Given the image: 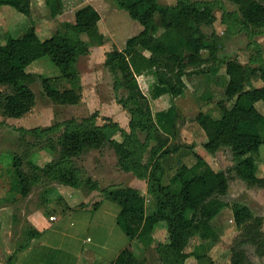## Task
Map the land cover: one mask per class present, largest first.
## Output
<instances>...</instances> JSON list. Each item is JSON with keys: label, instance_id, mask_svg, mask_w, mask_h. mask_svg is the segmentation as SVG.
I'll return each mask as SVG.
<instances>
[{"label": "trees", "instance_id": "obj_1", "mask_svg": "<svg viewBox=\"0 0 264 264\" xmlns=\"http://www.w3.org/2000/svg\"><path fill=\"white\" fill-rule=\"evenodd\" d=\"M44 1L50 16L56 18L62 11V0ZM114 1L142 27L126 39L121 50L114 48L107 52L104 60L114 77L113 90L126 93L118 102L129 116L128 130L109 117L97 123V111L81 120L71 118L45 128H15L19 136L50 138L57 134L50 145L55 157L43 167L30 163L27 171L23 168V157H11L19 192L27 196L33 185L44 179L87 192L101 191L105 198L119 206L115 220L130 241L149 236L160 225L165 230V241L159 242L155 251L161 262L187 264L186 249L192 238H198L201 246L218 239L210 222L226 206L220 197L228 193L229 176L226 171L213 169L206 159L193 152L195 163L191 166L180 163L169 182H163L165 167L161 160L180 147L170 145V139L178 136L179 114L172 104L153 112L149 97H180L188 89L187 81L193 75L204 76L206 81L217 76L224 79L226 98L216 102V111H199L195 115L206 137L202 148L210 155L229 148L235 176L249 186L264 187V178L256 175L254 160V155L264 145V135L260 133L264 115L255 107L256 102H264V58L255 41L264 28V3L230 0L236 9L222 12L221 22L226 24L228 32L238 26L247 35L253 52L244 64L237 57L221 58L217 37L213 33L208 36L203 30L216 20L214 10L221 9L216 0H176L168 6L159 5L158 0ZM30 3L31 0H0V7L10 6L29 18ZM99 20V12L87 4L74 12L73 22L58 23L57 31L49 38L41 39L32 23L19 36L5 34L4 39H0V86L6 89L0 90L1 114L20 118L28 113L35 102L30 85L37 79L54 103L76 105L82 90L78 60L88 55L92 46L103 44ZM83 33L87 35L86 40L81 38ZM43 56H48L57 67L59 77H45L28 69ZM221 67L225 72L219 77ZM141 77L150 79L146 80L149 97L140 87ZM58 78L67 81V87L57 86ZM253 80H261L262 86H253ZM204 98L211 101L212 96L207 93ZM117 134L122 140L114 138ZM106 146L114 151L120 170L146 182V192L154 203L151 213H146V200L136 188H101L97 180L82 175L74 160L89 150ZM230 208L238 230L230 262L253 264L243 245L254 247L259 257L264 256L263 217L255 216L251 208L242 203H233ZM30 239L32 233L28 235ZM194 258L197 264L213 263L206 254L194 252ZM112 264L143 263L130 247H124Z\"/></svg>", "mask_w": 264, "mask_h": 264}, {"label": "rangeland", "instance_id": "obj_2", "mask_svg": "<svg viewBox=\"0 0 264 264\" xmlns=\"http://www.w3.org/2000/svg\"><path fill=\"white\" fill-rule=\"evenodd\" d=\"M216 1L220 2L221 9L214 10L216 20L211 26H204L203 30L208 36L213 33L217 37L220 45L218 55L221 58L237 57L245 64L253 52L251 46H248L245 31L237 26L228 32L226 24L221 22L223 10H235L236 5L230 0ZM260 1L264 3V0ZM175 2L176 0H158L161 6L173 5ZM87 3L94 4L100 14L98 22L100 30L111 37V41L114 40L118 48L124 46L126 38L141 29V25L130 18L125 10L118 8L114 0H62V11L56 18L50 16L44 0H31L29 18L7 6L13 13L22 17L23 22L17 23V27L14 22L11 26L6 24L7 31L0 27V39L3 40L5 34L19 36L30 23L41 39L49 38L57 31L58 23L73 22L74 11ZM3 15L7 16L6 13ZM10 20L13 21V17H10ZM155 21L156 23L159 21L157 14ZM1 23L3 26L5 21ZM158 30L159 34L160 29ZM81 38L86 40L87 35L83 33ZM111 41L93 58L86 55L78 61L77 73L80 76L82 90L81 99L76 105L54 103L45 95L41 82L37 79L30 85L35 94V102L28 113L20 118H10L0 112V264H86L87 261L82 255L86 250H92L95 256L107 257L110 250H119L129 247L130 244V250L143 264H163L155 251L158 243L165 241V230L162 228L156 229L147 237L130 241L115 220L119 206L97 190L91 192L73 190L71 187L44 179L34 184L30 193L23 197L20 195L18 179L11 163L13 155L23 157V168L28 171L30 163L43 167L55 157L50 145L56 140L57 134L51 135L50 138L19 136L14 131L15 128H45L71 118L81 120L97 111V123H103L104 118L109 117L121 127L128 129L129 116L118 102L119 99L126 97V93L124 90L117 92L113 90L114 77L102 61L103 52L115 48L111 47ZM255 41L260 45L264 56V28L255 37ZM28 69L45 77H59L57 67L48 56L31 63ZM219 72L224 73V67H221ZM221 74L218 73L219 77ZM58 79L55 82L57 86L67 87V81ZM210 79L206 81L204 76L193 75L187 81L188 89L182 96L171 98L162 95L158 99L149 97L147 78L141 77L138 80L141 89L149 97L153 112L166 109L175 103L179 114L178 136L170 139V145L180 147L161 160L165 167L163 182H169L177 166L183 161L187 165H192L196 161L193 149L203 153L213 169L226 171L229 176L228 193L220 197L226 206L210 222L218 239L201 246L198 238H192L186 249L189 253L187 264H197L194 252L211 257L212 264H231V248L238 236L230 208L233 203L245 204L251 208L255 216L263 217L264 230V187L249 186L235 176L232 171L234 162L228 148L222 150L221 154L217 152L215 155L207 156L200 143L204 134L195 120V115L199 110L213 107L214 101L226 98L223 86L225 80L218 76ZM260 83V80L252 81V85ZM0 90L6 89L0 86ZM207 93L211 94V101L205 100L204 95ZM259 109L264 113L263 104ZM213 111L216 109L211 110ZM260 133L264 135L263 125L260 126ZM114 138L122 140L119 134ZM147 157L148 154L145 155V161ZM254 157L259 175L264 177V145ZM74 161L82 175L97 180L101 188L128 186L136 188L146 200V213L152 212L154 203L146 192V182L120 170L117 157L109 146L100 150H89ZM50 216H54L55 220H50ZM37 229L41 234H37ZM30 233L32 239L28 240ZM243 248L253 264H264V256L259 257L254 247L243 245Z\"/></svg>", "mask_w": 264, "mask_h": 264}, {"label": "crops", "instance_id": "obj_3", "mask_svg": "<svg viewBox=\"0 0 264 264\" xmlns=\"http://www.w3.org/2000/svg\"><path fill=\"white\" fill-rule=\"evenodd\" d=\"M87 4H90V5H92L95 9H96V7L94 6V4L93 3H87ZM87 4H84V5H87ZM77 10V9H76ZM75 10V11H76ZM97 10V9H96ZM74 11V12H75ZM3 13H6V15L7 16H4L3 15ZM0 16H1V19H0V27H3V28H5L6 29V24H8L9 26H11V24H12V22H14L15 24H16V27H17V23H19V24H21L23 21H21V20H23L22 19V17H20L19 15H17L16 13H13L7 6H2V7H0ZM8 16H9V19H8ZM10 17H13V21H11L10 20ZM73 19H74V17H73ZM19 20V21H18ZM2 21H5V24L2 26ZM98 27H99V31H100V33L104 36V40H103V44L101 45V46H92L91 48H90V52H89V56L91 55V58H93L94 57V55H96L97 53H99L100 51H102L104 48H105V46L107 45V43L109 42V41H111V37H109L108 35H106V33L105 32H103L102 30H100V25L98 24ZM142 28V27H141ZM8 29H6V31H7ZM141 30V29H140ZM140 30H138V32L140 31ZM137 32V33H138ZM137 33H135V34H137ZM135 34H133V35H135ZM132 36V35H131ZM130 37V36H129ZM127 39V38H126ZM126 41V40H125ZM112 42V45H111V47L112 46H115V48H117V49H119V50H121L123 47H116L117 45H116V42L113 40V41H111ZM113 42H115V43H113ZM124 44H125V42H124ZM112 49H114V48H111V49H107V50H105L104 52H103V55H102V61L104 62V60H105V55H106V53L107 52H109V51H111ZM87 55V56H88ZM81 58V57H80ZM263 58H264V56H263ZM80 60V59H79ZM78 60V61H79ZM78 64V63H77ZM219 74H221L220 72H219ZM224 73H222L221 75H223ZM261 81V80H260ZM262 81H261V83L260 84H258V85H253V86H255V87H260V86H262ZM185 93V92H184ZM218 100H221V99H218ZM218 100H216V101H214V103H213V107H208V110H204V109H202V110H199V111H201V112H204V113H210L211 112V110L213 109V110H215V109H217V106H216V102L218 101ZM263 102V101H262ZM261 104H263L264 105V102L263 103H261V102H257V103H255V107L257 108V110L259 111L260 109H259V107H260V105ZM173 105V104H172ZM174 107L176 108V106H175V103H174ZM198 111V112H199ZM262 115H264V113H262L261 111H259ZM124 128V127H123ZM126 130H128L127 128H125ZM201 131H202V133L204 134V132H203V130L201 129ZM206 141V138H205V134H204V138H203V140L200 142L201 144L202 143H204ZM224 149H226V147H224V148H221L219 151H218V153H220L221 154V152H222V150H224ZM229 149V148H228ZM193 152H196L197 154H199V155H201L204 159H206V157H204V154L202 153H198L199 151H197L196 149H193ZM210 154H207V156H209ZM254 160H255V157H254ZM183 163H185L184 161H183ZM195 162H193L192 164H194ZM186 164V163H185ZM256 164V163H255ZM188 166H191V165H188ZM257 166V165H256ZM256 175L258 176V177H261V178H264L263 176H260L259 175V171H258V169H257V167H256ZM135 179H137L136 177H135ZM137 180H139V179H137ZM73 190H74V188H72ZM161 228V226L160 225H158V226H156L155 227V229H154V232L156 231V229H160ZM38 230V229H37ZM38 232H40V234H41V231L40 230H38ZM131 245V244H130ZM130 245H129V247H130ZM122 249V248H121ZM121 249H119V250H110L108 253H107V257H102V256H95L94 255V253L92 252V250H84L85 251V253L84 254H82L83 255V257L85 258V260L87 261L86 262V264H112V261H113V259L116 257V255L119 253V251L121 250Z\"/></svg>", "mask_w": 264, "mask_h": 264}, {"label": "built area", "instance_id": "obj_4", "mask_svg": "<svg viewBox=\"0 0 264 264\" xmlns=\"http://www.w3.org/2000/svg\"><path fill=\"white\" fill-rule=\"evenodd\" d=\"M49 219L50 220H55V217L54 216H50Z\"/></svg>", "mask_w": 264, "mask_h": 264}]
</instances>
